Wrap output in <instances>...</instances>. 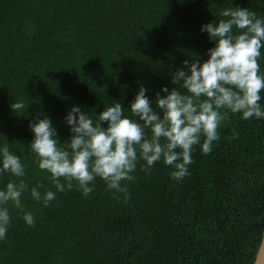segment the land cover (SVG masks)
<instances>
[{"label":"trees","instance_id":"1","mask_svg":"<svg viewBox=\"0 0 264 264\" xmlns=\"http://www.w3.org/2000/svg\"><path fill=\"white\" fill-rule=\"evenodd\" d=\"M230 5L264 17V0H0V147L27 166L20 178L0 174V189L26 182L21 200L35 217L28 226L9 202L0 264H254L264 233V118L230 113L210 153L195 146L182 180L163 160L150 172L140 160L136 179L124 182L127 200L99 177L87 197L75 187L57 192L30 149V122L47 116L64 143L73 106L95 120L119 101L130 116L141 86L159 112L163 86L186 91L172 82L183 61L203 62L215 46L201 26ZM259 63L264 72V49ZM21 100L28 105L17 114L11 103ZM38 182L42 197L56 193L48 207L31 197Z\"/></svg>","mask_w":264,"mask_h":264},{"label":"clouds","instance_id":"2","mask_svg":"<svg viewBox=\"0 0 264 264\" xmlns=\"http://www.w3.org/2000/svg\"><path fill=\"white\" fill-rule=\"evenodd\" d=\"M219 16L218 21L200 29L215 42L214 47L207 49L208 59L183 61L188 71L177 69L172 82L186 91L181 92L178 87L170 91L163 86L167 95L157 93L155 97L159 112L152 107L148 90L141 86L130 104V116L125 115L119 101L106 106L95 120L79 106H73L65 117L72 135L64 143L58 141L57 131L47 116L30 122L34 134L31 152L38 168L49 173L57 192L75 187L87 197L94 190L90 185L99 177L109 191L130 199L124 182L136 179L133 173L140 160L145 162L142 167L146 172L163 160L173 169L171 178L182 180L189 175L195 146L199 145L204 154L210 153L213 143L220 139L218 129L230 113H239L246 120L264 118L260 103L264 72L259 63L264 49V17L232 5L222 8ZM27 105L22 100L14 101L11 108L19 114ZM105 122L107 127L103 126ZM26 167L7 143L0 147V174L20 178L25 176ZM43 187L38 182L30 194L36 202L43 199L44 207H48L56 193L48 190L42 197L38 189ZM28 190L29 185L23 180L9 181L0 189V241L6 239L11 223L9 202L28 226H35L34 214L25 210L21 200ZM257 264H264L259 251Z\"/></svg>","mask_w":264,"mask_h":264},{"label":"water","instance_id":"3","mask_svg":"<svg viewBox=\"0 0 264 264\" xmlns=\"http://www.w3.org/2000/svg\"><path fill=\"white\" fill-rule=\"evenodd\" d=\"M262 240H264V233H263ZM258 251L260 252L261 259H264V242L261 241V244H260V247H259ZM254 264H257V254H256V258H255Z\"/></svg>","mask_w":264,"mask_h":264}]
</instances>
